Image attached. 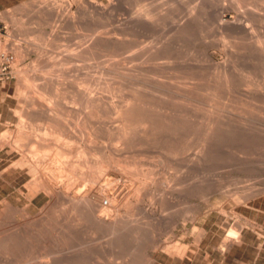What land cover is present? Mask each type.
I'll use <instances>...</instances> for the list:
<instances>
[{
    "label": "bare ground",
    "instance_id": "obj_1",
    "mask_svg": "<svg viewBox=\"0 0 264 264\" xmlns=\"http://www.w3.org/2000/svg\"><path fill=\"white\" fill-rule=\"evenodd\" d=\"M135 2L139 7L130 8L127 17L107 31L109 36H98L96 43L81 49L91 59L103 56L107 59L98 63L100 68L96 75L86 74L76 81L82 86L75 87L78 90L74 91L72 84L71 92L67 93L68 84L65 83L66 86L61 85L66 88L63 94L57 96L51 89L53 80H42L33 88L27 83L31 75L20 77L17 89L28 93L19 101L26 109L27 118L33 116L47 123L59 117L49 112L52 101L43 95L48 91L64 107L70 100L77 101L76 105L81 108H89L87 115L86 111L83 113L89 120L94 117L95 122L92 126L93 122L90 125L88 120L85 121L88 126L77 127L82 131L83 147H71L67 141L62 144H58V140H55L57 143L44 139L33 141L31 131L30 134L24 132L25 129L22 132L20 124L13 135L9 134V139H5V135L0 137V150L7 148V154H18L6 171L29 175L24 185L28 206L35 205L33 199L38 194L47 198L34 218H28L9 200L2 201L0 264H102L103 261L92 255L93 249L103 250L104 255L105 250L119 253L123 264H155L157 254L182 261L197 256L204 249L207 238L205 218L200 219L201 211L203 208L223 210L220 205L208 203L214 192L223 189L224 179L220 181L223 175L219 174V179L215 170L225 158L227 161V157L237 164L246 155L245 146L249 142L255 141L258 149L264 147V0H164L158 7V2L156 5L151 2L152 6L147 2L142 6L145 0ZM85 3L82 8L90 20L94 16L98 20L116 19L115 6L111 2L102 6L94 0ZM54 5L57 3L53 0L40 2L33 16L41 19L67 14L68 7L55 10ZM225 12L233 13L230 20L223 19ZM201 23L217 34L218 42L227 52L223 61H215L207 52L209 46H218L215 39L205 46L201 59L187 57L186 51L180 56L181 46L187 45ZM169 24L173 31L168 38L150 46L140 43L134 54L120 59L133 47L126 42V36L133 37L140 30ZM26 49L18 47L16 58L23 56ZM144 56L147 58L141 62L129 64L125 61V58L134 60ZM36 62V66L31 64V70L51 66L40 54ZM31 77L35 80L38 76ZM79 109L76 113H80ZM67 121L70 124L71 120ZM57 122L56 127L49 125L51 127L38 129L42 131V138L62 137L64 141L67 129L65 132V125ZM243 146L246 153L238 148ZM75 156L78 159L71 160ZM65 172L77 176V180L73 176V182L71 177L64 180ZM112 173L121 177H112ZM256 194L249 188L245 198ZM173 198L186 204L181 212L172 209L176 203L173 204ZM193 198L201 199V203H195ZM65 203L68 211L60 208ZM16 214L25 219L24 223H18ZM176 223L181 226L180 238H158L161 229L169 227L173 231ZM91 233L99 234L96 237L102 241L91 244L94 240ZM238 238V230L230 227L215 248L223 253L237 243Z\"/></svg>",
    "mask_w": 264,
    "mask_h": 264
},
{
    "label": "rangeland",
    "instance_id": "obj_2",
    "mask_svg": "<svg viewBox=\"0 0 264 264\" xmlns=\"http://www.w3.org/2000/svg\"><path fill=\"white\" fill-rule=\"evenodd\" d=\"M46 1L49 2L51 0H0V53L3 52L6 54H9L12 57V60H11L12 76H11V78L0 82V137L5 135V139H9V137L11 135H13V132H15L17 130V128L21 125L22 128L20 130L22 132L24 131V129H25L24 132H26V133L31 131L32 134H30V133H28V134L33 135L34 138L32 136L30 137V139L31 138H32V140L34 139L33 141H36L37 139H39V140L44 139L46 141L48 140V142L52 141L54 143L55 142L57 143V141H55V140H58V144L59 143L60 144L65 143V141H67L66 144H69V143H70L69 145L72 144L71 147H73V145H74V147H76L78 145H80L78 147H83L84 144H83L81 136H80V135H82V131L80 130V128H77V127L78 126L82 127V125L88 126L89 124L91 125L92 122H93L92 126L94 125L95 118L91 117V120H89L85 116L90 112V109L89 108H81L79 105H76V104H78V103H76L77 101H74L75 103L73 102L75 104L74 105L70 100H67L68 102L65 103V107H64V105L59 102V100L56 96L48 93V91H47V92H43V95L46 98H50L52 101L51 102V106H52L51 109L52 110L50 109L51 111H49V112H53V114H52L53 116L59 115V117L56 120H55V118H53L51 120L52 122L47 121V123H46V121L44 123V121L42 119L41 120L38 119L40 121L39 122L33 116H32V119L30 118L31 116L30 117L28 116V118H27V116H25L26 109L22 106V102H19V101H21V99L23 98V95L27 96L28 93H26L27 94L26 95L24 92L21 93L19 91V89H17V88H19L18 86H20L19 85L20 83L18 84L19 79H20V77L25 76V75H27V76H29V75L38 76L37 79H35V80H32V77L29 76L30 77L29 82H27V83L32 84L34 86L33 88H36V85L41 84L44 80L48 81L51 79V81L52 80L54 81V82L52 81L54 86L52 85L51 89L53 90V92L55 91V95H57V96L58 95L60 96L63 94L62 92L66 89L65 86L67 84H68L67 85L68 89H66L67 93L71 92L70 86L72 84L74 85V91H76L75 89H77V88L79 89L80 87H82V86H79L80 84L78 83L80 81V78H82L86 74L90 75L91 77L96 75L99 68H100L98 66V63L107 59L104 56L100 57L101 59L99 58L100 61L98 58H96L98 60H96L95 58L91 59L90 56L88 57V54L82 53L81 49L87 47V45L88 46L93 45L94 42L96 43L97 42L96 39L98 36H109L110 35L109 32L111 30H113V28H115V25L118 24L120 21L122 22V20L127 17V11L132 10L133 7H134L133 10H135L136 8L139 7V5L136 4L135 0L134 1L131 0V2H133L134 4L131 2H130L131 3L130 4L128 0H94L95 2L97 1L99 3L98 6L107 5L110 2L112 3V5L114 4V6H115L114 15H116L117 17L114 16L116 19L112 18V21H110L111 20L110 18L109 19L107 18L108 20L104 19V18H100L98 20L94 16V18H92V20H90L89 19L90 17L86 16V12L82 8V5H85L86 4L85 2H87V0H53L57 3V5H54L55 10L56 9L59 10L62 7H63V9L65 7H68L67 8L68 12L65 16H63V17L57 16V17H50V18L45 16L44 18H41V19L34 17L33 11L36 9V5L40 4V2H46ZM161 1L163 2L164 0H159V1L157 0L156 1V2H158L157 3L158 5H156V2L154 0L153 1H149V0L146 1L145 0V2H142V4L144 3V5H142L140 3L141 1L138 3H140L142 6H145L146 5L145 3L147 2V4L152 6L153 4H150L152 2V3H154V5H156L158 7L159 4L162 3ZM135 4L137 6H135ZM149 5H147V6H149ZM130 8H132V9H130ZM80 10H81V12H80ZM84 15L87 18L84 17ZM232 15H233L232 12H225L222 14V17H224L223 19H225V20H230ZM72 16H74V17H72ZM8 17H11V19H13V21ZM101 19H102V21H101ZM106 20H107V22H106ZM116 20H118V21H116ZM19 24H20V27H19ZM15 25H16V27L18 25L19 28L18 27L16 28ZM200 25L195 28V29H199V31L195 30L196 32H195L193 38L191 40L187 41V43L185 42L187 45L184 44L183 46H185V47H183V48L181 46L180 56H182L186 51L187 53H185V54L187 55V57H189V58L195 57V58L201 59L202 55H203V49L205 48V46H207V44H210L211 41H213L214 39L216 40V42H218V40H217L218 36L216 37L217 34L215 33V31L210 26H207L203 23H201ZM171 27H173V26H171L170 24L166 25V27L162 26V25H157L152 30L147 29L148 32H147V30H143V31L140 30V31L136 32L135 35H133V37L126 36V38H125V36H124V38L126 40L128 39V41H126V42L128 44L130 43V45H133V47L131 48V51L124 52V54L121 56L120 59H123V57L130 56V55L134 54L137 51V48H138L137 45L140 43L143 45L150 46L152 44H156V43L158 44L159 42L163 41L165 38H168V36H170L172 31H173V29ZM154 30H155V32H153ZM107 31H109V32H107ZM207 31H208V33H207ZM211 34H212V36H211ZM38 35L41 36L39 39H37V37H36ZM213 36H215V37L213 38ZM129 40L132 42H130ZM29 43L33 44L34 46L29 44ZM2 44H5V46L1 47ZM28 44H29V46H28ZM192 45L194 48L193 50H195V52L197 51L196 52L197 55L192 50ZM189 46H191V47H189ZM18 47L23 48V49L27 48L26 53L23 56H21L20 58H16L17 56L15 55V50ZM13 48H15V49H13ZM182 49H184V50H182ZM188 50H189V52H188ZM207 52L209 54H211V56L214 57L213 59L217 62L223 61L227 56V52L223 48V45H222V43H220V41L218 42L217 47L215 46L214 48L213 47L211 48L209 46ZM39 54H40L41 59L49 62L51 64V66L46 67L44 69H40V68L38 69V67H36V70H35L36 72H35L34 70H31V68H32V66H36L35 64H37L36 61H38V55ZM193 54H194V56H193ZM145 57L146 56L140 57L139 59L135 57L134 60L129 59V58H125V61H127V62H129V64H131L133 62L144 61L147 58V57L146 58ZM159 61H165V60L160 59ZM31 64H32V66H31ZM17 69H18L19 73H17L18 72ZM49 70L51 73L49 72ZM93 71H96V72L92 73ZM45 72H48L47 73L48 75ZM45 78H47V79H45ZM77 80H78V82H76ZM74 82H76V83L74 84ZM56 83H58V84H56ZM65 83H66V85H65ZM62 84L65 86H61ZM59 86H61V87H59ZM57 87H59V88H57ZM75 87H77V88H75ZM90 88H93V85H90ZM58 89H60V90H58ZM58 92H60V93H58ZM69 101L71 103H69ZM67 103H68V105H67ZM78 109H79L80 113H76V112H78L77 111ZM21 110H24V111L21 112ZM66 110H67V112H66ZM36 111H35V113H37ZM85 111H86V113H85ZM20 112L23 114H21ZM83 112L85 113V115ZM55 113H58V114H55ZM20 114L22 115V117ZM62 115H63V117H62ZM73 115H75L74 118L71 117ZM64 116H66L65 118H67L68 120H71L70 124L67 121V119L64 118ZM61 117H62V119H61ZM70 117L73 118L74 120L71 119ZM78 118H80V120ZM82 118L83 119L86 118L84 120V122L85 121L88 122V120H89V124L87 122H85V123L82 122L83 121ZM64 119L66 120V123H65ZM41 121H43V122H41ZM56 121L61 122L62 125H65V127H66L65 132L67 129L65 136L67 135L66 136L67 138L63 137L64 141H62V137L60 139H55L54 137L52 138V136H48V137L46 136V137L42 138V135H41L42 131H40V130L43 128L51 127V126L56 127ZM74 121L75 122L78 121V123H80V124H77V122H76V126L74 127V124H75ZM66 124L67 125L69 124V125L67 126ZM26 125L32 126V127H28ZM49 125H51V126H49ZM70 126L72 128V129L70 128L71 130L69 129ZM40 127H41V129H40ZM26 128L28 129V131H26ZM31 128H36V129L31 130ZM38 129H40V130H38ZM79 130L81 132H79ZM9 131L10 132L12 131V132L10 133ZM37 131H40V133ZM69 131L73 134L72 135L70 133L72 138H71V136H69L70 135ZM87 131L89 132V130H87ZM9 134H10V136H9ZM36 134H39V135H36ZM74 134H75L76 140L73 138ZM7 135H8V137H7ZM38 136H40V137H38ZM78 136H80V137H78ZM70 139H72V140H70ZM90 139H93L92 136H90ZM68 141H70V142H68ZM254 144L256 145L257 143L254 141V142H249L246 146L244 145L245 148L248 149V150H246L247 153L245 152V149L243 150L244 146L238 147V148L242 149V151L245 152L246 155L244 156L243 159L238 160L237 164L234 165L233 163H235V162H233V161H235V160L230 159L231 157H227V161L225 158L224 163L215 170V175L217 177H219V179H220V176L223 175L220 179V181L222 179H224V180H222L223 182L221 181L222 182L221 188H223V189H221V190L219 189L218 191L214 192L210 196L208 203L211 205H214V206L220 205V208H222L223 210H222V212H218L214 209L210 210L208 208L207 209L203 208L204 209V210H202L203 212L201 211V213H200V219L205 218V224H206L205 226L207 229V238L205 239V242H204V245H205L204 249L201 250L197 254V256L194 255V256H192V258L188 257V259L183 260V261L182 260H173V259L171 260L170 258H166V256H164L162 254H157L155 264H264V192H263L264 191V168H263L264 167V153H263L264 147H260V149H261L260 150ZM252 145H254V146H252ZM252 147H254V148H252ZM250 148L252 149V151ZM256 149H257V151H254ZM248 151H251L252 153L253 152L254 153L252 154L251 152H249V154L250 153L252 154V155L251 154L249 155ZM253 155H254V157H253ZM45 157H46V159L49 158L48 155ZM17 158H18V154L16 152H13L11 154H7V148L0 150V209L3 206L2 201L3 200H9V202L12 205L16 206L18 208V210H23L25 212L26 216H28V218H34V217H36L35 213L37 212L39 207H41L45 203L46 200H44V199H47V198L45 196H43V194H38L33 199V203L35 205L28 206L29 202L25 198L26 190L24 188V185L28 181L29 175L26 172H17L16 170L6 171V169L10 165V163L13 160H16ZM76 158L78 159V157L75 156V158L73 157V158H71V160H73V159L77 160ZM229 161H231V162H229ZM252 161H254V162H252ZM261 163H263V164H261ZM247 164H250V165H247ZM257 165H259V166H257ZM68 174H69L68 172H65V174H63L66 176V177L63 176L65 178L64 180H68V177L69 178L71 177L70 180H72V182L74 181V178L77 180V178H76L77 176H73V174H69V175ZM112 174H111L112 177L113 176H115L117 178L121 177V175H119L118 173L117 174L112 173ZM219 174H220V176H219ZM63 177H61V179H63ZM224 186H226V187H224ZM250 186H252V187H250ZM249 188H252L254 191H256L258 193L255 196L251 197L253 200L251 198H248V199L245 198L246 193L248 192ZM256 189H258V190H256ZM17 190H19V191H17ZM221 191H223V192H221ZM228 192H231V193H228ZM174 194H176V193H174ZM174 194L172 195L173 197L176 196ZM228 195H230L231 197ZM172 196H170V197L172 198ZM174 198L172 200L173 204L175 203V201H176V203H175V206L172 204L173 205L172 209L176 208L177 210H179L181 212L183 210L182 208H184V206L186 204L183 202V200H178V199H174ZM193 199H194L193 201L195 203L196 202L201 203V199H198V198L197 199L193 198ZM241 199H243L245 201H242ZM239 200H240V202L241 201L242 202L239 203ZM177 201L179 202V204L177 203ZM181 202H183V204H181ZM215 203H216V205H215ZM241 204H243V205H241ZM63 205H64V207H62ZM63 205L60 208L63 209V211H66V209L68 211V205H67V208H65L66 203ZM177 205H179V206H177ZM146 206H147V203H146ZM154 207L159 209L158 208L159 205L155 204ZM176 218L180 223L178 216ZM16 220L18 221V223H21V224L24 223V221H25V219L23 217H21L20 215H17V214H16ZM179 223H176V225L173 228V231H171L169 227H167V228L164 227L163 229H165V230L161 229L162 232L165 231V234H163L164 232L162 233L161 231H159L158 238H160L162 240L170 239L173 237H176L177 239L180 238V235H181V228L180 227L181 226ZM230 227H234L238 230V234L240 237V238H238V240L239 239L240 240L237 243H235L234 245L230 246L228 250L226 249L225 252L220 253V252H218V250L215 247L218 246L220 238L222 236H225L228 233V229ZM177 229L180 231H178ZM177 232L178 233L180 232V233L178 234ZM160 233H162V234H160ZM93 234L92 233L89 234L90 236L92 235L91 237L94 239L91 244L99 243L102 241V238L99 239V236H100L99 234H97V233H93ZM97 235H99V236L96 237ZM177 235H178V237H177ZM104 240H105V237H103V241ZM91 251H92V255L94 257H96L97 260H100V262L103 261L102 264H108V263L109 264H114V263L115 264H121L122 262H124V259L120 260L118 258L120 256L119 253H116L114 251L105 250V253L107 252L105 255H104L103 250L93 249ZM64 252H65V250H64ZM93 252H96V253H93ZM113 252L115 255H113ZM61 253L62 252H60V255H61ZM120 258H121V256H120ZM61 259H63V258H61ZM104 261H106V263H104ZM120 261H121V263H120Z\"/></svg>",
    "mask_w": 264,
    "mask_h": 264
},
{
    "label": "built area",
    "instance_id": "obj_3",
    "mask_svg": "<svg viewBox=\"0 0 264 264\" xmlns=\"http://www.w3.org/2000/svg\"><path fill=\"white\" fill-rule=\"evenodd\" d=\"M11 60L12 57L9 54L3 52L0 53V82L11 78Z\"/></svg>",
    "mask_w": 264,
    "mask_h": 264
}]
</instances>
